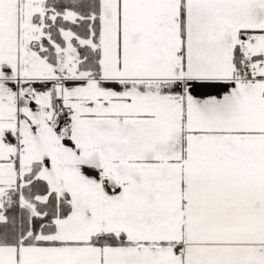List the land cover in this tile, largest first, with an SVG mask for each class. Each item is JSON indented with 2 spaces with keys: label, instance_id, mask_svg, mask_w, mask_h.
Returning a JSON list of instances; mask_svg holds the SVG:
<instances>
[{
  "label": "snow or ice",
  "instance_id": "obj_1",
  "mask_svg": "<svg viewBox=\"0 0 264 264\" xmlns=\"http://www.w3.org/2000/svg\"><path fill=\"white\" fill-rule=\"evenodd\" d=\"M0 264H264V0H0Z\"/></svg>",
  "mask_w": 264,
  "mask_h": 264
}]
</instances>
